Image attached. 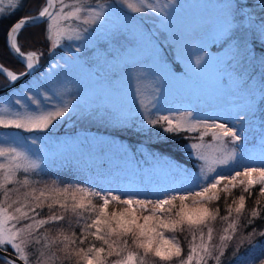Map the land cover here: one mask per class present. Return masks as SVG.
<instances>
[{"label":"snow or ice","instance_id":"snow-or-ice-1","mask_svg":"<svg viewBox=\"0 0 264 264\" xmlns=\"http://www.w3.org/2000/svg\"><path fill=\"white\" fill-rule=\"evenodd\" d=\"M22 7L23 0H0V17L14 15ZM180 7L178 0H46L37 14L19 18L6 33L7 46L26 71L18 73L0 63V75L14 84L39 65L43 53L23 51L18 43V36L26 26L44 24L49 50L54 51L68 42L85 40V34L102 27L117 10L154 15L167 28ZM219 7L224 9V20L211 30L208 39L212 43H228L246 20L245 30H250L259 41L260 62L264 65V15H254L240 0H224ZM258 7L264 12V0H258ZM200 51L203 55L186 63L188 72L203 73L212 59L203 47ZM234 51L236 55L242 52L246 58L254 49H249L248 42L241 40ZM184 55V48H179L177 59ZM137 73L134 114L143 124L167 134L198 133L186 137L190 142L184 148L199 172L192 174L187 169H179L186 177V188L164 190L151 196L80 183L61 186L56 180L37 179L46 163L40 154L30 153L15 143L0 144V253H4L0 260L3 264H29L30 255L34 257L33 264H57L58 261L60 264H223L230 248V258L239 259L245 244L257 247L254 239L257 235L264 237V231L253 229L244 234L240 231V220L246 209L245 194L248 198L258 197L248 211L247 225L264 212L261 207L264 143L258 165L241 164L244 154L238 147H242L246 137L238 125L248 113L254 114L257 105L264 114V74L258 87L249 88L242 78L237 80V87L254 89L259 96L249 95L246 111H238L230 126L227 120L221 122L216 118L198 117L192 111L163 107L160 88L154 86L148 92L143 87V81L155 74L154 69L145 67ZM30 91L23 93L27 103L21 99L12 102L19 110L14 111L7 104L0 107V128L46 132L76 110L74 100L63 99L64 93L55 89L51 95L39 91L29 95ZM209 135L212 142L205 143L204 138ZM31 143L36 144L37 140L32 138ZM256 185L260 186L259 190L253 193ZM237 188H241V194L228 203V197ZM222 194L227 213L223 216L220 208L213 206L221 201ZM110 205L114 206L111 211ZM45 208L47 214L41 216ZM218 218L225 226L216 235L213 223ZM62 222L68 229L73 225L78 227L79 234L75 230L66 232ZM50 225L57 226L54 236L50 235ZM166 232L170 236L166 237ZM185 233L186 252L180 239ZM9 248L14 255L8 253ZM259 264H264V258Z\"/></svg>","mask_w":264,"mask_h":264},{"label":"rangeland","instance_id":"rangeland-1","mask_svg":"<svg viewBox=\"0 0 264 264\" xmlns=\"http://www.w3.org/2000/svg\"><path fill=\"white\" fill-rule=\"evenodd\" d=\"M240 1L246 2V0ZM252 1L254 5H258L255 3L258 0ZM178 2L181 7L168 24L175 31L169 32L167 29L172 37L175 36L176 53L173 60L163 65L166 72L162 71V63L159 61L157 53H153L149 49L147 41L140 37L139 32L143 31H136L133 28L130 19L132 13H128L127 9L117 10L102 27H97L95 31L85 34V40L68 42L63 47L57 48L53 54L54 57L46 58L44 66L37 74L30 77L18 88L10 89L11 91L0 97V107L7 104L15 111L19 109L12 102L21 99L27 103L23 93L28 89H31L28 92L29 95H35L37 91L48 92L51 95V90L55 89L64 93L63 99H73L76 103V110L67 115L66 120L61 119L46 132L29 133L14 128H0V144L15 143L30 153L40 154L46 162L44 169L50 166L53 156L84 149L85 142L81 143L84 139L83 129H87L90 124L109 123L110 121L106 118H110L111 113H114V116H117L119 120L126 121L131 118L129 113H134L135 110L134 95L137 86L135 77L138 74L137 70L145 67L153 68L155 74H150L143 81V87L148 92L154 86L159 87L163 107L181 112L192 111L198 117L216 118L221 122L227 120L232 126L231 119L236 116L237 112L246 111L245 99L241 94L243 89L236 86L237 80H240L245 74L239 75L229 69L231 54L227 52V49L207 50L206 52L212 59L204 72L199 75L187 70L183 72L173 70L175 69V62H182L185 66L189 59L194 61L197 55H203L197 46V40L194 38L189 40L190 35L188 33L190 31L187 29L196 26L195 28L199 29L196 36L199 39L202 36L208 39L211 30L219 26L224 20V17L218 15L219 10L222 9L219 5L224 0H210V5L208 0H178ZM257 9L261 11L259 7ZM246 10H250L248 5H246ZM138 15L140 16V23L145 21L150 24L152 37L154 35L161 36L162 26L160 22L161 28L156 29L153 27L151 18H147L146 15ZM149 16L151 17V15ZM204 23H208L207 28L203 27ZM183 26L186 29H180ZM35 31L37 34L35 37L45 38L43 25L36 27ZM201 45L202 43H199V46ZM181 47L184 48L185 55L181 59H177V51ZM76 48H80L81 52H75ZM131 48H135V52ZM230 52H234L235 61L233 64L238 68V64L242 65L238 62L239 55H236L235 51ZM220 64L223 65L222 68H220ZM238 70L241 68L239 67ZM113 80L125 91L124 95L113 97L116 110L104 114L100 110L96 115H88L87 112L96 107L95 104L100 105L96 101L110 103ZM131 85L134 87V92L129 94ZM72 91H76V93L72 94ZM244 93L248 101V92ZM249 114L244 121H247ZM63 124L66 125L65 130L61 128ZM238 126L240 127V124ZM74 130L78 133H73ZM32 138L37 140L36 144L31 143ZM204 140L207 141L208 139L205 137ZM261 140L264 141V135L260 138ZM187 143L189 142L186 141ZM247 144L245 139L242 142V147H238V151H242L243 154L246 153L245 146ZM192 163L193 168H186L183 164L175 161L166 165L162 170L168 171L169 177L181 174L172 179L175 182H170L172 185L177 186V182H183V185H186V177L179 169H187L188 172L197 174L199 168L195 161ZM147 164L152 166L150 162ZM63 185L61 183V186ZM113 207L110 205L109 211ZM75 228L79 229L78 227ZM213 228L215 233L222 229L216 231L214 225ZM165 236L168 237L170 234L166 232Z\"/></svg>","mask_w":264,"mask_h":264},{"label":"trees","instance_id":"trees-1","mask_svg":"<svg viewBox=\"0 0 264 264\" xmlns=\"http://www.w3.org/2000/svg\"><path fill=\"white\" fill-rule=\"evenodd\" d=\"M252 0H246V2L240 1L244 5H248L250 10L254 15L260 16L264 15V12H261L257 9L258 5H254ZM44 3V0H23V7L16 11L14 15L0 17V62L4 65L11 67L15 70H20L22 66L19 62L10 54L6 47L5 37L9 27L19 18L37 13L39 8ZM179 3V2H178ZM258 4V1H255ZM224 10V9H222ZM128 13H131L128 11ZM129 15V14H128ZM147 18L152 19V24L154 28L159 26V18L154 15H146ZM130 17V15H129ZM131 24L136 31L139 32L140 37H143L147 42L149 49L153 53H157L159 61L162 63V71L166 72L164 64L173 60L176 53V42L174 40L175 36L168 33L174 30L172 27L167 26V28L162 27L161 36L154 35L153 37L150 34L151 26L149 23L142 21L140 23V16L138 14L132 13L131 15ZM247 21H243L240 24L239 30L236 31V34L232 41L228 43L216 42L211 43L209 47L212 48H223L224 45L228 46V52L234 51V46L240 44L241 40H246L248 42L249 49H254L246 58L241 52L239 55V61L242 65L238 64V70L233 64L235 61L232 52L231 63L229 69L237 72L239 75L245 74L242 77L243 81L247 82L249 88L258 87L261 80L262 74H264V65L261 64V46L259 41L253 36L250 30H245ZM192 24V22H189ZM43 25L42 23L37 24L36 26H30L21 30V33L18 36V43L21 45L23 51H42L46 53L49 48V43L45 38L35 37L36 31L35 28ZM191 27L187 29L190 31L189 40H193L198 28ZM161 28V27H160ZM176 28V27H175ZM168 29V30H167ZM182 30L186 29L180 28ZM145 30V31H144ZM137 37V35H134ZM103 37V35H102ZM101 37V38H102ZM255 41V43H253ZM135 47V45L133 44ZM232 46V49H230ZM135 52V48H131ZM231 53V52H230ZM46 58L48 56H45ZM49 59V57H48ZM177 65L180 66L181 71L185 66L182 62H175V72L177 71ZM240 77V76H238ZM241 78V77H240ZM7 81L0 76V84H5ZM113 89H112V99L110 103L103 101L99 102L100 105L95 104L96 107L91 108L88 115H96L100 110L104 113H111V111L116 110V103L113 101L114 96L124 95L125 91L120 85L116 84L113 80ZM129 94L134 92V87L131 85ZM244 92H248V95L259 96L258 92H255L254 89L248 90L242 87ZM76 91H72V94H75ZM244 99L246 100V95L244 93ZM133 103V102H132ZM245 103V106H246ZM86 114V113H85ZM67 117V116H66ZM74 118V116H72ZM66 120V118H63ZM110 121L105 124H90L87 129H83V132L86 135L84 137V149L79 150L78 152L72 151L69 154H59L52 157L50 166L43 169V173L37 177V179L52 181L56 180L62 184H85V185H95L98 188L118 190L120 192H141L148 193L151 196L153 193H158L164 190H183L187 187L183 185V182H177V187H169L167 182H171L173 178L178 177L181 174H177L173 177H164L165 174L168 175V171L162 172V169L166 167L171 162H178L183 164L186 168H193L192 159L187 155L184 145L187 136H197L198 133H181L179 135L167 134L162 132L159 128H150L149 126L142 123L139 116L131 115V118H128L126 121L119 120L117 116H114V113H111L110 118H106ZM65 124L61 126L65 130ZM240 127L244 131L246 140L248 144L245 146L244 158L240 160L241 164H250V163H259V158L261 154V145L264 141H260V138L264 135V114L259 110V105H257L254 114L250 113L247 121H244L240 124ZM73 133H78L76 130ZM83 133V134H84ZM208 139L205 142L212 141V137L206 136ZM75 152V154H74ZM251 158V159H249ZM151 163L152 166L147 163ZM227 171V169H225ZM23 174H21V177ZM165 182H164V181ZM259 185L253 187L252 192L257 193L259 190ZM241 194V188L233 189L231 196L228 197L227 202L231 203L233 197L239 196ZM246 195V209L245 213L240 220V231L244 234L251 232L253 229L259 231H264V212L261 213L259 218H256L251 225H247L246 221L248 217V211L255 206V200L258 198L256 195H253L251 198H248ZM97 202V201H96ZM220 208V215H226V205L224 200V195L222 194L221 201L216 205ZM261 207L264 208V198H262ZM47 208L41 213V216L47 214ZM235 215V213L233 214ZM216 231L220 228H223L225 225L218 218L217 221L213 223ZM62 226L65 228L66 232L75 230L79 234V229L75 228L73 225L72 229H68L66 224ZM52 229L50 235H55L56 225L48 226ZM43 231V229H41ZM216 235L220 234V230L215 233ZM180 235V234H178ZM180 235L182 246L186 245L184 242L183 236ZM239 235V233H238ZM257 247L253 248L251 245L245 244V246L240 250L239 259H233L231 257L230 248L228 250V255L224 258L223 264H259V260L264 258V237L257 235L254 239ZM235 243V241H233ZM9 251H12L10 248ZM34 257L30 255L29 264H33ZM0 264H3V260H0ZM57 264H60L58 261ZM67 264V262H65ZM74 264V262H73Z\"/></svg>","mask_w":264,"mask_h":264},{"label":"water","instance_id":"water-1","mask_svg":"<svg viewBox=\"0 0 264 264\" xmlns=\"http://www.w3.org/2000/svg\"><path fill=\"white\" fill-rule=\"evenodd\" d=\"M39 24V23H38ZM27 27V26H26ZM6 44H7V40H6ZM8 47V46H7ZM8 49H9V51L11 52V54L19 61V62H21L17 57H16V55L10 50V48L8 47ZM23 64V63H22ZM24 65V64H23ZM25 67V66H24ZM38 68H39V65L31 72V74H33L35 71H37L38 70ZM30 74V75H31ZM30 75H28V76H30ZM28 76H25V77H23L21 80H18V81H16L14 84H8L5 88H3V89H0V92H4L5 90H7L8 88H10V87H13V86H15V85H17L19 82H21V81H23L24 79H26ZM8 253L9 254H12V252L11 251H8ZM2 255H4V253H0V256H2ZM12 255H14V254H12ZM18 264H19V262H18Z\"/></svg>","mask_w":264,"mask_h":264}]
</instances>
